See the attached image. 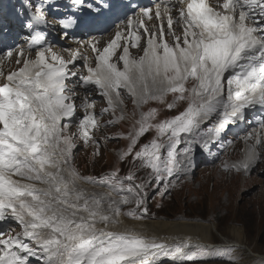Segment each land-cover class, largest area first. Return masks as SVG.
<instances>
[{
    "label": "snow or ice",
    "instance_id": "snow-or-ice-1",
    "mask_svg": "<svg viewBox=\"0 0 264 264\" xmlns=\"http://www.w3.org/2000/svg\"><path fill=\"white\" fill-rule=\"evenodd\" d=\"M72 3L98 11L86 0ZM27 6L32 7L30 0ZM43 23L45 14L37 7L25 27ZM60 23L68 28L75 20L68 17ZM126 29L117 30L102 49L99 41L89 42L94 67L79 49L69 50L68 59L51 46L36 48L35 58L25 55L24 49L4 53L8 59L15 54L19 67L7 75L0 68L4 81L0 83V223L12 218L21 231L0 229V264H28L36 256L43 264H155L161 255L173 250L184 254L192 246L184 242L173 249L134 226L119 227L120 217L145 218L144 189L153 182H165L167 191L171 182L166 181L180 166L176 147L182 133H193L200 120L216 113L219 126L210 131L219 136L225 125L243 118L245 108L264 105V0H217L215 6L210 0H161L155 8H141L136 17H128ZM42 39L35 32L29 49ZM130 46L141 48L142 54L133 57ZM78 59L84 60L88 72L80 80L94 84L107 100L102 113L124 103L121 90L137 106L158 101L171 110L186 104L177 115L157 123L151 121L158 109L149 108L128 133L129 142L119 158L122 162L129 158L137 169H150L149 179L137 183L132 170L120 176L119 169L99 178L82 176L72 166L76 134L68 133L69 126L61 121L76 108V93L66 80L79 75L69 68H75ZM81 107L85 115L78 132L87 143L92 140L88 129L99 125L88 112L94 104L87 97ZM150 129L156 136L138 145ZM92 142L98 150V141ZM257 160L255 149L249 147L231 167L247 173ZM83 183L106 185L109 190L89 191ZM125 191L136 204L127 213L120 205L129 204L130 197L117 198Z\"/></svg>",
    "mask_w": 264,
    "mask_h": 264
},
{
    "label": "rangeland",
    "instance_id": "rangeland-1",
    "mask_svg": "<svg viewBox=\"0 0 264 264\" xmlns=\"http://www.w3.org/2000/svg\"><path fill=\"white\" fill-rule=\"evenodd\" d=\"M122 98L124 103L120 113H117L114 119L112 115L109 116L105 123L121 115L124 118L117 120L116 123H108L93 133V140L98 141V150L93 140L85 143L80 139L76 140L73 136V142L76 143L75 153H80L81 157L72 158L70 162L73 167L79 166L82 162L80 169L87 171L84 176L95 177L99 170H104L106 174L117 169H119L120 176H126L129 170L136 167L131 165L130 161L122 162L119 158L121 150L126 149L129 142L128 134H124L123 131L132 132L134 130L136 121L140 119L142 108L144 112H147L149 108L158 109L152 123H157L163 118L161 109L163 103L149 101L147 104L137 106L132 103L133 98L127 92L122 94ZM168 99L166 97V101ZM71 129L70 127L68 133H73ZM155 136L156 130L150 129L143 135V139L138 141V145L147 143ZM245 143H248V148L255 149L257 157H263V161L257 160L252 170L245 176L228 174L219 167H197L191 179L190 174L193 173V169L190 174L181 179H168L166 182L174 183H170L167 191L164 190L165 182L156 184L150 193V195L154 194V202L152 204L148 201L150 208L147 207L148 211L151 208L152 210L147 214L156 216L155 218L165 215L161 220L168 221H178L180 219L177 218L181 216L182 219L199 218L201 222L213 223L214 229L211 237H213L214 244H217L216 256H231L234 260L227 262L228 264H264V150L259 145L246 140H239L235 143V147L243 146ZM183 168L188 173V169L184 166ZM134 173L137 178L142 176L140 169ZM203 173H207L209 177L207 182H205ZM82 186L95 192L109 190L106 185L83 183ZM127 194L128 192H120L117 198ZM113 195L116 196L115 193ZM133 204H135L134 201L129 208ZM156 204L158 209H156ZM217 204L219 207L216 210ZM120 210L122 212V208ZM234 228H237L240 236L235 234ZM232 238L235 241H241L242 247L231 246L233 243H238ZM222 241H229V246L222 244ZM247 247L249 250L246 249ZM38 264H43V261H38Z\"/></svg>",
    "mask_w": 264,
    "mask_h": 264
},
{
    "label": "bare ground",
    "instance_id": "bare-ground-1",
    "mask_svg": "<svg viewBox=\"0 0 264 264\" xmlns=\"http://www.w3.org/2000/svg\"><path fill=\"white\" fill-rule=\"evenodd\" d=\"M123 7L124 5L122 6V8ZM262 114L257 112L256 116H261ZM260 130L263 129L261 128ZM258 161L262 162L263 157H258ZM203 174L205 176V182H207L209 177L207 173H203ZM164 217L165 215H163V218ZM120 219L122 220L123 223L119 227L134 226L138 230L145 232L150 237L151 236L157 237L159 240L168 244L173 249L176 245H180L184 242H188L190 243V245H192L190 248L185 250L184 254H177L173 250L167 256L161 255V257L155 261V264H160L163 262L186 263L194 260H199L198 256H194L191 254L193 250L199 248H208V250H215L217 248V244H214L213 237H211V233L214 229L213 223L200 222L194 220H184V219H180L178 221H170V220L168 221V220H161L156 218L135 220L132 218H126L124 216H121ZM233 231L237 236H240V232H238L237 228H234ZM232 239L234 240V238ZM234 242L241 243V241L238 240L236 241L234 240ZM238 243H233L231 246L237 245ZM213 256L214 255H209L207 258L209 259ZM35 258L36 257H30L29 261L34 260Z\"/></svg>",
    "mask_w": 264,
    "mask_h": 264
}]
</instances>
